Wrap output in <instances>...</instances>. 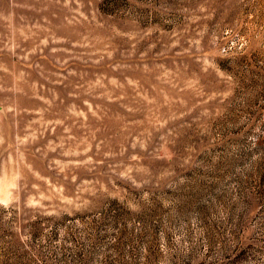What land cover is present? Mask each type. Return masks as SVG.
I'll use <instances>...</instances> for the list:
<instances>
[{
    "label": "rangeland",
    "instance_id": "374dc122",
    "mask_svg": "<svg viewBox=\"0 0 264 264\" xmlns=\"http://www.w3.org/2000/svg\"><path fill=\"white\" fill-rule=\"evenodd\" d=\"M0 264H264V0H0Z\"/></svg>",
    "mask_w": 264,
    "mask_h": 264
}]
</instances>
